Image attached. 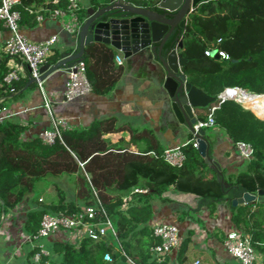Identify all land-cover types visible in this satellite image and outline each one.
Listing matches in <instances>:
<instances>
[{
    "label": "trees",
    "instance_id": "trees-1",
    "mask_svg": "<svg viewBox=\"0 0 264 264\" xmlns=\"http://www.w3.org/2000/svg\"><path fill=\"white\" fill-rule=\"evenodd\" d=\"M67 3L68 0H60L58 6L66 8ZM135 3L155 7L153 2ZM55 7L52 0H20L15 10L20 13V25L24 27L37 23L41 14L38 9ZM82 17L79 14L81 22ZM181 35L180 54L187 59L184 72L198 88L216 97L226 88L264 94V0L203 2L189 15ZM175 36L168 45H175L178 41ZM217 44L230 59L220 60L205 54L207 48ZM117 54V49L111 45L92 43L85 46L80 59L68 62L65 67L83 62L91 91L105 95L116 87L124 73V66L116 61ZM67 56L55 53L46 63L54 65ZM8 59L0 55V95L3 97L0 103L3 104L35 85L29 71L26 77L15 82L14 90L4 84ZM213 106H217L213 114L215 127L229 137L232 146L243 142L252 148L253 158L246 160L244 170L228 173L227 169L219 170L208 164L191 142V132L188 142L182 145L183 163L172 165L165 160V148L154 130L121 125L116 117L95 119L88 127L65 129L62 139L57 138L52 144L44 143L40 136L24 140L26 126L15 119L0 123V228L4 217L31 194L33 207L24 225L27 233L37 231L45 213H73L82 206L96 204L98 198L114 220L117 241L109 237L99 241L84 238L78 244L56 241L51 244L52 253L47 257L51 263L131 264V259L135 264H153L151 247L160 242L152 235L153 200L166 201L164 194L174 188L198 199L197 206L183 211L181 219L188 216L199 221L198 213L202 208L213 215L217 205L227 202L232 223L251 237L264 264V202L256 200L233 206V200L246 192L264 191V106L248 109L234 100H225L198 108L199 120H207ZM213 128H204L211 159ZM115 134H121L116 141L112 138ZM59 176L74 177L73 200L67 201L65 191L57 182L49 180ZM42 183H50L56 189V203L39 202L36 190ZM136 188L143 191L131 194L130 199L124 201ZM260 198L264 199V195ZM98 214L103 217L101 212ZM190 234L177 251L179 264H184L189 257ZM107 252L112 261L105 260Z\"/></svg>",
    "mask_w": 264,
    "mask_h": 264
},
{
    "label": "crops",
    "instance_id": "crops-1",
    "mask_svg": "<svg viewBox=\"0 0 264 264\" xmlns=\"http://www.w3.org/2000/svg\"><path fill=\"white\" fill-rule=\"evenodd\" d=\"M113 2L114 0H79L81 5L79 14L83 15L82 19L85 20L89 8L98 10ZM37 12H40L43 18L32 26L22 27L23 33L30 40L42 41L53 34H58L59 41L52 54L72 55L80 50L79 33L72 35L62 31L59 19L52 17L45 9H38ZM67 17L65 16L64 19ZM8 36V30L0 22L1 56H6L3 47ZM117 51L116 61L124 66V73L110 93L100 95L91 91L71 103L59 105L58 112L62 117L67 118L69 128L88 127L95 119L116 117L121 125L154 130L165 149L185 144L188 141L190 128L178 121L171 108L169 95L163 87L159 60L141 58L137 55L126 57L122 51L118 49ZM25 71L27 74L28 70ZM48 76L46 89L52 98L60 100L67 78L65 66ZM35 88L36 85L27 87L17 98L5 100V104L13 110H20L25 106L31 107L25 116L13 118L26 126L22 135L24 140L39 136L41 131L50 128L49 116L42 108V96ZM0 98L3 97L0 95ZM195 114L198 117L197 110ZM212 133L214 142L212 159L218 161L222 170L227 169L228 173L244 170L247 165L246 160L240 157L229 137L215 126ZM120 137L121 134L112 136L114 141ZM43 185L51 186L48 183ZM40 188L39 185L37 189ZM164 197L167 198L166 201L153 200L154 215L151 225L164 221L176 225L184 238L191 233L189 257L184 264H195L196 261H200L199 264H224L227 261L236 264L223 244L227 232L235 228L227 202L217 205L213 215L207 208H202L198 213L201 220L196 221L188 216L180 218L183 211L197 206L198 199L195 195L170 188ZM257 200L264 202L260 196ZM33 201L31 194L4 217L0 228V264H35L31 253L32 246L23 242L24 236L28 234L24 230V225L27 213L33 207ZM61 236L45 238L41 241V245L52 253L53 242H66ZM177 253L171 254L169 264H179ZM262 261V255L258 253V264H262Z\"/></svg>",
    "mask_w": 264,
    "mask_h": 264
},
{
    "label": "built area",
    "instance_id": "built-area-1",
    "mask_svg": "<svg viewBox=\"0 0 264 264\" xmlns=\"http://www.w3.org/2000/svg\"><path fill=\"white\" fill-rule=\"evenodd\" d=\"M117 1L128 3H135V1L153 2V0H114V2ZM19 3L20 0H0V22L9 32V36L3 47L4 54L9 58L8 71L3 78V82L11 87V90H14L15 82L27 76L25 69L29 71L31 80L35 83L42 96V108L45 109L50 119V128L41 131L39 136L44 143L52 144L57 138L62 139V131L69 128L67 118L62 117L58 112L59 105L71 103L77 98L91 92V85L86 75L85 65L80 61L70 67H65L67 78L63 95L60 100L52 98L46 89V82L49 76H43L41 67L47 64V58L52 55L53 49L59 41V35L53 34L42 41L30 40L23 33L20 25V13L15 10V6ZM59 3L60 0H52V4L57 7L45 10L52 17L59 19L62 31L72 35L78 34L82 25L79 19L81 11L79 0H68L66 8L59 7ZM65 16H68L67 19H64ZM42 18L43 16L38 15L37 21ZM205 54L207 56L218 57L220 60L230 59L229 54L220 49L218 44L215 47L207 48ZM227 89L232 88H226L225 90ZM216 107H211L207 120L202 121L198 119L190 129V132L193 134L191 142L197 148L199 147L198 138L200 129L215 126L213 114ZM30 110L31 107L29 106H25L20 110H13L8 105L0 103V123L18 116H25ZM235 149L241 158L245 160L253 158L252 148L249 144L238 142L235 145ZM164 157L172 165H181L184 160L182 145L165 149ZM141 191L143 190L137 188L132 190L124 197V201L130 198L131 194ZM99 212L102 213V218L99 217ZM151 228L152 235L160 239L159 243L151 247L153 264H169V257L173 252H177L180 249L184 237L176 225L168 222L161 221L154 223L151 225ZM57 235H62L66 242L75 244L80 243L84 238L99 241L109 237L112 241H117V229L114 220L108 215L98 198L96 204L82 206L73 213H45L43 215L37 231L26 234L23 241L32 246L34 251L32 258L35 264H52L47 258L50 252L41 245V241ZM223 244L225 249L235 259L236 264H258V253L253 246L251 237L243 231L236 228L230 230L227 232ZM119 248H121L120 245ZM121 251L123 255L127 256L122 248ZM104 258L105 260L112 261L110 252H107ZM129 261L131 264H135L131 259ZM199 263L200 261L195 262V264Z\"/></svg>",
    "mask_w": 264,
    "mask_h": 264
},
{
    "label": "water",
    "instance_id": "water-1",
    "mask_svg": "<svg viewBox=\"0 0 264 264\" xmlns=\"http://www.w3.org/2000/svg\"><path fill=\"white\" fill-rule=\"evenodd\" d=\"M207 1L153 0L155 7L117 1L98 10L89 8L79 32L80 50L54 65L45 64L41 72L46 77L68 62L80 59L85 46L92 43L111 45L126 57L137 55L158 59L163 87L169 95L171 108L178 121L191 129L199 119L195 114L198 108H207L216 102L225 101L220 99L221 94L218 97L209 95L188 80L184 72L187 59L180 54L183 42L179 38L181 31L186 28L189 15L199 4ZM174 35L179 45H168ZM205 133V129L201 128L198 151L208 164L222 170L221 164L209 156ZM262 195V190L258 194L246 192L233 200V206L254 202Z\"/></svg>",
    "mask_w": 264,
    "mask_h": 264
},
{
    "label": "rangeland",
    "instance_id": "rangeland-1",
    "mask_svg": "<svg viewBox=\"0 0 264 264\" xmlns=\"http://www.w3.org/2000/svg\"><path fill=\"white\" fill-rule=\"evenodd\" d=\"M35 90L38 91L37 88H35ZM244 107L248 108L246 106H244ZM255 107H257V106H255ZM73 179H74L73 176H59L57 178H49L50 181L57 182L58 185L65 191L67 201H71L75 197L76 190H75V185H74ZM48 184H50V183H48ZM40 187H41L40 189L36 190V195L39 194V198L42 199V200H39L40 203L45 204V205H49L50 203H56L58 201L57 191L52 185L51 186L50 185H43V183H42V184H40ZM128 199H130V198H127V200ZM262 200H264V199H262Z\"/></svg>",
    "mask_w": 264,
    "mask_h": 264
},
{
    "label": "bare ground",
    "instance_id": "bare-ground-1",
    "mask_svg": "<svg viewBox=\"0 0 264 264\" xmlns=\"http://www.w3.org/2000/svg\"><path fill=\"white\" fill-rule=\"evenodd\" d=\"M220 99L235 100L248 108L255 106H264V94H251L241 88H232L225 90Z\"/></svg>",
    "mask_w": 264,
    "mask_h": 264
},
{
    "label": "flooded vegetation",
    "instance_id": "flooded-vegetation-1",
    "mask_svg": "<svg viewBox=\"0 0 264 264\" xmlns=\"http://www.w3.org/2000/svg\"><path fill=\"white\" fill-rule=\"evenodd\" d=\"M182 37V35H181ZM181 37L179 38L181 40ZM175 45H179V40L175 43Z\"/></svg>",
    "mask_w": 264,
    "mask_h": 264
}]
</instances>
